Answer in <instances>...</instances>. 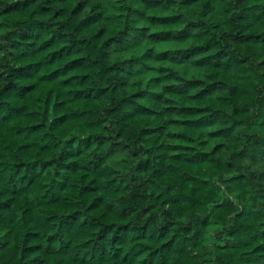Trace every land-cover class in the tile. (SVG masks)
Returning a JSON list of instances; mask_svg holds the SVG:
<instances>
[{"label":"trees","instance_id":"obj_1","mask_svg":"<svg viewBox=\"0 0 264 264\" xmlns=\"http://www.w3.org/2000/svg\"><path fill=\"white\" fill-rule=\"evenodd\" d=\"M0 264H264V0H0Z\"/></svg>","mask_w":264,"mask_h":264}]
</instances>
